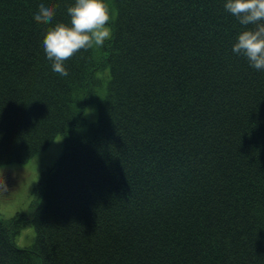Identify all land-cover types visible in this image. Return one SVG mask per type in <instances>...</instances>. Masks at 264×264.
Wrapping results in <instances>:
<instances>
[{"label":"trees","instance_id":"obj_1","mask_svg":"<svg viewBox=\"0 0 264 264\" xmlns=\"http://www.w3.org/2000/svg\"><path fill=\"white\" fill-rule=\"evenodd\" d=\"M53 2L0 0V166L65 136L31 216L0 218V264H264V69L232 50L253 26L223 0H113L61 75L42 38L73 0Z\"/></svg>","mask_w":264,"mask_h":264},{"label":"clouds","instance_id":"obj_2","mask_svg":"<svg viewBox=\"0 0 264 264\" xmlns=\"http://www.w3.org/2000/svg\"><path fill=\"white\" fill-rule=\"evenodd\" d=\"M224 8L245 27L237 34L232 50L242 53L251 67L264 69V0H223ZM53 0H39L34 9L38 18L51 20ZM68 22L49 26L42 38L52 70L67 75L64 61L81 49L102 46L112 35L110 8L106 0H73L67 7Z\"/></svg>","mask_w":264,"mask_h":264},{"label":"rangeland","instance_id":"obj_3","mask_svg":"<svg viewBox=\"0 0 264 264\" xmlns=\"http://www.w3.org/2000/svg\"><path fill=\"white\" fill-rule=\"evenodd\" d=\"M112 4L113 0H110L109 8L111 15L114 16L115 9ZM95 48L98 52L99 46ZM86 99L89 100L88 97ZM90 101L84 116L91 123L98 119V104L92 99ZM64 147L65 136L59 134L47 149L40 151L28 162L0 166V218L9 221L18 213L31 216L35 207L33 190L38 186L42 172L57 163ZM15 239L20 248L31 246L35 241V227L27 226Z\"/></svg>","mask_w":264,"mask_h":264}]
</instances>
